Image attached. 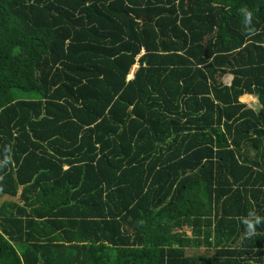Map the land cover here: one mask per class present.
Instances as JSON below:
<instances>
[{
    "label": "trees",
    "instance_id": "obj_1",
    "mask_svg": "<svg viewBox=\"0 0 264 264\" xmlns=\"http://www.w3.org/2000/svg\"><path fill=\"white\" fill-rule=\"evenodd\" d=\"M6 155L0 264H264V0H0Z\"/></svg>",
    "mask_w": 264,
    "mask_h": 264
},
{
    "label": "clouds",
    "instance_id": "obj_2",
    "mask_svg": "<svg viewBox=\"0 0 264 264\" xmlns=\"http://www.w3.org/2000/svg\"><path fill=\"white\" fill-rule=\"evenodd\" d=\"M241 12L244 16L245 25L251 24L253 13L247 8L241 9ZM6 152H10V149H6ZM6 162V163H5ZM10 162V156L6 155L3 163H0V168L4 167L7 163ZM4 177L0 175V181H2ZM264 223V216H260L255 212H249L248 215L243 219V224L245 225L246 234L251 236L256 233V229L258 225Z\"/></svg>",
    "mask_w": 264,
    "mask_h": 264
},
{
    "label": "rangeland",
    "instance_id": "obj_3",
    "mask_svg": "<svg viewBox=\"0 0 264 264\" xmlns=\"http://www.w3.org/2000/svg\"><path fill=\"white\" fill-rule=\"evenodd\" d=\"M134 69V67L132 68V70ZM229 82V77L228 76H225L224 77V83L225 84H228ZM243 101L244 102H240L241 104H244L246 106V108L248 109H252L254 106H258V103L257 101L255 100L254 97H244L243 98ZM250 155H252V153H250ZM186 236H188V233H186ZM208 252H210V250H208ZM184 253L186 256H190V255H200V254H203L205 253V250L203 249V247L201 246L200 248H196V249H193V248H185L184 249Z\"/></svg>",
    "mask_w": 264,
    "mask_h": 264
},
{
    "label": "built area",
    "instance_id": "obj_4",
    "mask_svg": "<svg viewBox=\"0 0 264 264\" xmlns=\"http://www.w3.org/2000/svg\"><path fill=\"white\" fill-rule=\"evenodd\" d=\"M134 67V69L132 70V68ZM130 70V72L128 73L127 77H126V81L128 80H131L132 79V74H133V71L136 69V65L133 66Z\"/></svg>",
    "mask_w": 264,
    "mask_h": 264
},
{
    "label": "water",
    "instance_id": "obj_5",
    "mask_svg": "<svg viewBox=\"0 0 264 264\" xmlns=\"http://www.w3.org/2000/svg\"><path fill=\"white\" fill-rule=\"evenodd\" d=\"M226 85H228V84H226ZM252 109H253V110H256V109H257V106H254Z\"/></svg>",
    "mask_w": 264,
    "mask_h": 264
},
{
    "label": "bare ground",
    "instance_id": "obj_6",
    "mask_svg": "<svg viewBox=\"0 0 264 264\" xmlns=\"http://www.w3.org/2000/svg\"><path fill=\"white\" fill-rule=\"evenodd\" d=\"M244 97L246 98V97H251V96H244ZM244 97H243V98H244ZM243 98H242V102H244V101H243Z\"/></svg>",
    "mask_w": 264,
    "mask_h": 264
},
{
    "label": "crops",
    "instance_id": "obj_7",
    "mask_svg": "<svg viewBox=\"0 0 264 264\" xmlns=\"http://www.w3.org/2000/svg\"><path fill=\"white\" fill-rule=\"evenodd\" d=\"M243 95H244V94H243ZM243 95H242V96H243ZM255 100H256V99H255Z\"/></svg>",
    "mask_w": 264,
    "mask_h": 264
}]
</instances>
